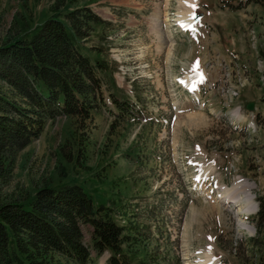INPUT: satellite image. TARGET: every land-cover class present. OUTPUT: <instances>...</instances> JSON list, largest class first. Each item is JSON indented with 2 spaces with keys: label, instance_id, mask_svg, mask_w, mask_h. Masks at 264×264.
<instances>
[{
  "label": "rangeland",
  "instance_id": "1",
  "mask_svg": "<svg viewBox=\"0 0 264 264\" xmlns=\"http://www.w3.org/2000/svg\"><path fill=\"white\" fill-rule=\"evenodd\" d=\"M187 1L0 0V44L21 23L32 27L56 12L86 8L98 15L103 22L89 23L81 45L111 62L100 74L104 99L113 92L134 107L127 124L108 114L110 104L89 120H47L17 153L1 193L11 199L45 183H76L95 206L111 208L118 224L149 226L141 262L148 252L163 258L149 264H259L264 234L255 244L251 238L257 198H264V5L245 0L235 11L238 0H200L196 10H208L194 41L181 29L192 9ZM220 3L233 9L217 10ZM246 20L253 34L241 31ZM193 68L205 73L201 106L185 90L188 75L183 81ZM214 82L231 87L225 95L209 91ZM248 101L255 103L256 131ZM238 104L241 118L232 122ZM89 230L84 242L91 248ZM91 250L89 264H106L108 252Z\"/></svg>",
  "mask_w": 264,
  "mask_h": 264
},
{
  "label": "trees",
  "instance_id": "2",
  "mask_svg": "<svg viewBox=\"0 0 264 264\" xmlns=\"http://www.w3.org/2000/svg\"><path fill=\"white\" fill-rule=\"evenodd\" d=\"M256 1L264 5V0ZM91 21L103 22L86 8L56 12L32 27L21 23L20 31L0 44V264L91 263L82 224L92 227L96 254L110 252L107 264L163 259L144 252V262L139 261L140 247H147L151 238L149 226L118 224L112 209L95 206L79 184L45 183L11 199L1 193L17 153L40 135L47 120L59 115L89 120L93 110L107 104L106 99L113 119L126 124L134 119L128 100L113 92L104 99L100 74L110 70L111 62L93 57L81 45L90 34ZM257 201L253 244L264 234V198ZM258 263L264 264V250Z\"/></svg>",
  "mask_w": 264,
  "mask_h": 264
},
{
  "label": "bare ground",
  "instance_id": "3",
  "mask_svg": "<svg viewBox=\"0 0 264 264\" xmlns=\"http://www.w3.org/2000/svg\"><path fill=\"white\" fill-rule=\"evenodd\" d=\"M197 1L198 0H188L186 2V3H189L192 6V7L190 6L192 8L191 12L189 13L188 16L184 17L183 19L182 18L180 19V22H182V23L184 22V24L187 25V28H189L191 31H193L195 33H196V27H195V25L193 23L192 15H193V12H194V6L196 5ZM186 3H185V5H186ZM187 78H188V84H191L193 80H191L189 76ZM240 204L241 203H239V206H241ZM239 211H240V209H239Z\"/></svg>",
  "mask_w": 264,
  "mask_h": 264
},
{
  "label": "water",
  "instance_id": "4",
  "mask_svg": "<svg viewBox=\"0 0 264 264\" xmlns=\"http://www.w3.org/2000/svg\"><path fill=\"white\" fill-rule=\"evenodd\" d=\"M246 107H247L248 109H253V103H252V102L247 103V104H246Z\"/></svg>",
  "mask_w": 264,
  "mask_h": 264
},
{
  "label": "crops",
  "instance_id": "5",
  "mask_svg": "<svg viewBox=\"0 0 264 264\" xmlns=\"http://www.w3.org/2000/svg\"><path fill=\"white\" fill-rule=\"evenodd\" d=\"M88 225L87 224H82L81 225V227L83 228V227H87Z\"/></svg>",
  "mask_w": 264,
  "mask_h": 264
},
{
  "label": "snow or ice",
  "instance_id": "6",
  "mask_svg": "<svg viewBox=\"0 0 264 264\" xmlns=\"http://www.w3.org/2000/svg\"><path fill=\"white\" fill-rule=\"evenodd\" d=\"M191 6V5H190Z\"/></svg>",
  "mask_w": 264,
  "mask_h": 264
}]
</instances>
